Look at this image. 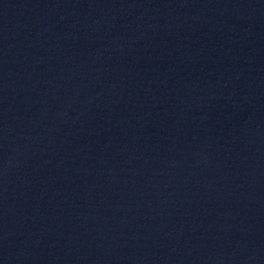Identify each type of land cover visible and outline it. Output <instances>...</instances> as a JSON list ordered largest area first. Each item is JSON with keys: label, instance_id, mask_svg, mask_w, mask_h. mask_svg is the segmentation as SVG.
I'll return each mask as SVG.
<instances>
[{"label": "water", "instance_id": "water-1", "mask_svg": "<svg viewBox=\"0 0 264 264\" xmlns=\"http://www.w3.org/2000/svg\"><path fill=\"white\" fill-rule=\"evenodd\" d=\"M0 264H264V0H0Z\"/></svg>", "mask_w": 264, "mask_h": 264}]
</instances>
